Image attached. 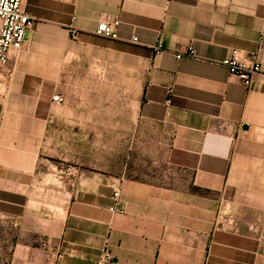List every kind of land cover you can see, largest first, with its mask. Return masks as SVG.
<instances>
[{
  "label": "crops",
  "instance_id": "obj_1",
  "mask_svg": "<svg viewBox=\"0 0 264 264\" xmlns=\"http://www.w3.org/2000/svg\"><path fill=\"white\" fill-rule=\"evenodd\" d=\"M22 7L33 26L0 66V264H52L57 252L59 264H99L104 251L105 264H264V0ZM101 16L119 20L115 39L95 34ZM189 50L198 60L176 59ZM232 50L259 61L248 88L211 63ZM89 77L132 98L125 121L107 127L86 107L41 117L61 81L64 94ZM118 130L126 161L111 149L103 168Z\"/></svg>",
  "mask_w": 264,
  "mask_h": 264
},
{
  "label": "built area",
  "instance_id": "obj_2",
  "mask_svg": "<svg viewBox=\"0 0 264 264\" xmlns=\"http://www.w3.org/2000/svg\"><path fill=\"white\" fill-rule=\"evenodd\" d=\"M23 0H0V66H5L8 62L10 52L21 50L25 42V34L33 26V18L23 9ZM119 26V20L108 16H101L96 24L95 34L97 36L115 39L116 29ZM135 41V38L132 39ZM158 52L161 50L160 44L155 48ZM183 57L198 60L192 50L186 53L176 54V59ZM213 65L223 67L227 72L234 76L243 87L248 88L253 77L259 72L260 64L256 56H244L238 50H232L223 60L211 62ZM54 103L61 102L58 96L52 98ZM118 192L112 195L113 203L109 208L110 212L122 215L124 208L117 201ZM62 254L57 252L54 255L52 264H59ZM109 261L106 251L99 264H105Z\"/></svg>",
  "mask_w": 264,
  "mask_h": 264
},
{
  "label": "rangeland",
  "instance_id": "obj_3",
  "mask_svg": "<svg viewBox=\"0 0 264 264\" xmlns=\"http://www.w3.org/2000/svg\"><path fill=\"white\" fill-rule=\"evenodd\" d=\"M76 80V78H74ZM81 81V79H80ZM83 86L78 87L77 85H74L70 90H64V94L61 90V83L60 87L57 90V96L61 99V102L54 103L49 97H44L43 99H40V104L48 105L51 104L55 107L53 113H43L41 114V117L44 119L47 117H57V119L62 118H69L70 120H76L77 117L80 115H83V113L78 112V107H86V113L85 116L87 119H90V117L98 116L101 117V121H104L105 124H107V127H110V123H115L119 121H125L126 117H128V113L126 112L129 110V108L132 107V98L127 97L124 95L121 96H110L108 91L99 90V88H94L96 81L92 79V77L84 78L83 79ZM99 84V83H98ZM68 93V94H67ZM63 106L69 107V112H67L66 109H63ZM94 106H115L117 109H113L112 112H101V113H93L90 112ZM82 110V109H80ZM79 110V111H80ZM115 126V125H114ZM106 132H110V129H106ZM119 136H121L123 139L121 140V143L118 145H109V144H103L101 146L102 149V160H103V168H111L113 166H110V163L113 162V160L110 158V150L111 149H117L118 151V159L119 161H122L124 164L127 158V144L125 137V131L124 130H118ZM129 156V155H128ZM150 166V165H149ZM156 171V167H153L151 165V173ZM138 179H142L141 176H136ZM41 194H39L40 196Z\"/></svg>",
  "mask_w": 264,
  "mask_h": 264
}]
</instances>
